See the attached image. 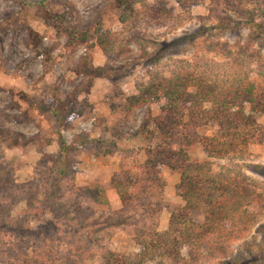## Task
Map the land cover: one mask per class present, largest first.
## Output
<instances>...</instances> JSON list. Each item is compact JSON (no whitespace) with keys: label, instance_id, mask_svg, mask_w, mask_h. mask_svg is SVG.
Returning <instances> with one entry per match:
<instances>
[{"label":"trees","instance_id":"trees-1","mask_svg":"<svg viewBox=\"0 0 264 264\" xmlns=\"http://www.w3.org/2000/svg\"><path fill=\"white\" fill-rule=\"evenodd\" d=\"M114 1L120 9L121 22L138 18L140 9L136 3L140 0ZM259 1L261 3L251 9L241 10L236 6L232 8L234 13L219 9L218 1L216 5H210L209 15L205 17L211 20L210 25L184 31L167 42H142L138 37L134 42L142 56L150 61L165 54H182L196 38L213 30L223 37L246 29V45L264 46V0L255 2ZM45 18L56 21L55 27H59V20L74 21L79 16L76 7L70 4L61 14L46 11ZM62 30L66 34V47L74 48L85 43L90 34L96 37L101 48L107 45L105 31L98 19L84 29L68 22ZM148 46H156V49L148 50ZM89 62L88 54L81 56L76 72L84 73ZM88 87L90 84L85 83L80 90H88ZM56 91L52 85L49 110L57 124L64 126L65 119L70 118L72 106L61 100ZM148 99L162 102L160 113L152 116L146 108L138 133L151 136L149 124H152L161 140L154 146L142 148L143 160L133 158L129 164L125 157L119 170L110 177L121 205L117 212L126 213L125 218L120 216L115 220L112 217L116 213L110 210L106 192L98 182L83 187L74 184L71 154L77 145L92 142L83 133L74 135L71 142H66L58 133L57 153L48 157L50 165L40 171L36 185L15 182L13 174L0 164V242L11 245L23 240L26 245L25 249L18 247L16 251L10 246L5 256L4 253L0 255V264H81L84 258L94 254L90 249L99 243L100 228L125 221L132 225L136 251L119 254L101 247L99 264H198L194 247L207 243L205 240L209 234L244 232L255 224L249 207L252 204L257 206V202L264 199V191L258 189L248 175L232 167L220 166L215 170L211 159L233 160L246 152L249 143L262 140L263 128L257 116L264 113V84L214 82L206 73L190 69L167 76L153 74L147 83L137 86L135 94L124 99L121 110L129 113L145 106ZM96 142L99 148L108 146L101 140ZM198 149L203 152V158L195 154ZM163 167L179 170L176 192L183 201L182 205H170L163 199ZM247 167L264 175L261 164ZM18 196H22L24 205L14 215ZM63 199L66 200L62 202ZM96 207L105 210L103 216L93 214ZM164 209L169 212L168 226L160 230L158 218ZM199 211L203 216L201 221H196L193 215ZM47 213L51 214L49 218H46ZM258 231L261 233L260 246L264 244V225H259ZM46 241L68 244L66 251L59 254L60 263H54L48 254L43 244ZM242 251L219 264H234L232 259L239 264L247 253L251 256L248 260L254 256L248 247ZM253 260V264H264V256Z\"/></svg>","mask_w":264,"mask_h":264},{"label":"rangeland","instance_id":"rangeland-1","mask_svg":"<svg viewBox=\"0 0 264 264\" xmlns=\"http://www.w3.org/2000/svg\"><path fill=\"white\" fill-rule=\"evenodd\" d=\"M140 1L136 3L140 9L138 18L123 23L114 0H0V164L13 174L15 182L36 185L40 171H45L50 165L48 157L57 153L58 133L66 142H71L74 135L83 133L92 142L77 145L71 154L74 184L83 187L98 182L106 192L110 210L116 213L112 216L115 220L120 216L125 218L127 214L117 212L121 205L110 177L119 170V164L125 157L129 164L133 158L143 160L142 148L154 146L161 140L160 133L152 124H149L151 136L138 133L146 108L152 116H157L161 101L148 99L145 106L134 108L129 113L121 110L124 99L135 94L138 85L147 83L153 74L167 76L187 69L204 72L214 82L229 84L250 81L264 84V46L246 45V29H241L237 34L227 33L223 37L213 30L187 45L184 53L165 54L151 61L142 56L134 42L136 37L142 42H167L184 31H194L208 25L211 20L205 17L209 15L210 5H216L218 1L219 9L229 13H234L232 8L236 6L241 10L251 9L261 1ZM70 4L76 7L78 19H61L59 27H55L56 21L46 20V11L61 14ZM95 19L101 21L105 31V48L96 43V37L92 34L85 43L74 48L66 47V34L62 29L68 26V22L71 26L84 29ZM184 46H179V49ZM154 49L156 46H148V50ZM85 54L90 56L87 70L77 73L75 67ZM85 83L90 84L88 90H80ZM52 85L57 89L58 97L72 106L70 118L65 119L64 126L57 124L49 110ZM76 90L79 92L74 93ZM257 120L263 128L260 142L249 143L246 152L233 160H211L215 170L220 166L232 167L248 175L257 188L264 191V175L247 167L252 164L264 166V113L259 114ZM96 140L108 143V146L99 148ZM195 154L199 158L204 157L199 149ZM162 178L163 199L170 205H182L183 201L176 192L179 170L163 167ZM15 201L14 215L24 205L22 196ZM94 210V215H104L105 210L98 207ZM249 211L254 216L255 224L248 230L225 235L211 233L205 240L207 243L194 247L198 264H219L239 251L243 253L242 249L246 247L254 258L264 256V244L259 246L261 233L258 231V226L264 225V199L257 202V206L252 204ZM50 215L47 213L46 218ZM202 216L199 211L193 215V219L201 221ZM168 219V210H162L157 225L160 230L167 228ZM132 229V225L126 221L100 228L99 243L90 249L94 254L84 258L81 264H99L101 247L119 254L136 251ZM43 244L54 263H60V252H65L69 247L63 242L46 241ZM10 246L13 251L26 247L23 240L11 245L0 242V255L4 253L5 256ZM244 257L239 264H253V257L248 260L251 257L249 253ZM232 262L237 264L233 259Z\"/></svg>","mask_w":264,"mask_h":264}]
</instances>
